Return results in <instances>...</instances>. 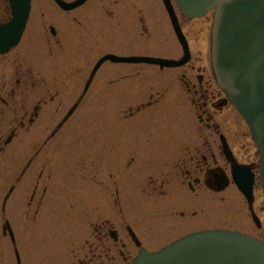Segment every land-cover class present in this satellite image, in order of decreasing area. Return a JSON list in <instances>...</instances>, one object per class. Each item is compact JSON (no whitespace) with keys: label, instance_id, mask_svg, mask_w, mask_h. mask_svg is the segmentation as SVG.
Wrapping results in <instances>:
<instances>
[{"label":"rangeland","instance_id":"obj_1","mask_svg":"<svg viewBox=\"0 0 264 264\" xmlns=\"http://www.w3.org/2000/svg\"><path fill=\"white\" fill-rule=\"evenodd\" d=\"M95 4L96 0L81 10L64 14L53 0H33L31 15L35 22L42 20L48 25L57 23V15H99L94 12ZM103 5L112 11L100 14L112 15L111 19L105 17L113 23L111 37H104L106 29L101 33L99 27L96 39L93 29L83 31L86 34L83 38L71 27L65 29L63 47L54 42L50 30L46 35L33 29L34 33L27 38L34 51H43L42 55L47 51L50 78L63 81L65 114L78 101L95 63L104 54L172 59L183 55L162 0H104ZM177 13L193 55L187 66L162 70L145 64H104L74 116L50 139L46 148L49 174L64 190L65 209L59 219L55 216L47 240L18 244L22 264L71 261L74 248L82 253L80 247L93 233V224L105 218L119 228L123 222H129L143 235L150 234L153 239L144 237V246L149 250L162 248L169 238L173 240L205 229L237 230L264 239V193L259 181L253 207L235 186L220 195L206 191L192 193L173 181L168 191L166 187L167 193L157 194L154 181L157 174L175 175L190 169V164H185L186 158L195 154L196 148L203 154L202 144L208 142L207 137L210 149L204 154L210 164L221 167L229 175L231 164L221 153L220 135L227 137L239 163L248 164L256 171L259 163L257 147L244 119L231 104L219 105L225 97L218 91L211 69L214 12L200 19L184 18L178 9ZM46 36L53 42L49 48L45 44ZM183 73H187L193 84H198L199 76H203L214 99V106L208 107L213 117L209 123L199 106L192 103L194 97L183 85ZM109 79L113 80L111 84ZM150 102L152 105L123 122L128 109L136 111L138 105ZM53 105L50 104L51 110ZM53 111L49 117L50 131L58 122ZM95 132L101 153L96 166L92 158ZM22 135V152L26 154L31 148L27 143L33 136ZM26 159L27 156L20 157L16 165L12 161L9 168L15 167L3 173L16 177ZM61 186L57 187L60 194ZM180 212H185V216L181 217ZM193 212L195 216H191ZM253 212L262 222L260 228L253 221ZM5 241L0 243V264H16L14 247ZM132 253H136V248Z\"/></svg>","mask_w":264,"mask_h":264},{"label":"flooded vegetation","instance_id":"obj_2","mask_svg":"<svg viewBox=\"0 0 264 264\" xmlns=\"http://www.w3.org/2000/svg\"><path fill=\"white\" fill-rule=\"evenodd\" d=\"M64 1L73 2L75 0ZM93 1L89 0L72 11L60 10L64 14L71 13L81 10L87 4L93 3ZM103 3L104 0H96L97 5L95 4L93 7V9L95 8L94 12L99 15H81L79 13V15H57V23L53 22L48 25L43 24L42 20L41 23L35 22L33 15H29L27 26L20 42L6 52H0V243L6 240L5 242L10 243L14 247L16 264H22L23 258L18 244L22 241L47 240L50 225L55 224V216L58 215L57 219H59V215L65 209L64 190L59 183H56V179L54 180V177L49 174L48 149L46 150V148L50 139L55 137L75 114L74 112L69 119L65 120L67 114H65V99L64 95H62L64 83L59 81V79L50 78L47 51L44 52V55L41 54L43 51L41 53L38 50L34 51L33 46L28 45L27 38L31 33H34L33 29L35 33L43 31L46 35L50 30V34L55 38L54 42L59 43V46L63 47L65 29L71 27L73 32L77 33V36L83 38L86 37L83 31L88 32L93 29L95 33L93 37L96 39L99 34V27L101 33L103 28L106 29L107 33L104 37H111L113 23L107 19L112 15L100 14H109L112 11ZM41 16L44 17L45 15ZM13 18L10 1L0 0V32L12 23ZM139 20L141 21V16H139ZM40 26H44V28L42 29ZM101 37L103 36L101 35ZM51 43L53 42L50 37L47 38L46 36L45 44L48 48ZM189 66L193 68V66ZM97 73L89 90L95 82ZM182 77L183 85L188 93L194 97L192 98V103L199 106L203 114L207 116L206 120L209 123L213 117L208 111V107L214 106V99L210 96L208 88L204 84L203 76H199L198 84L191 83L187 79V73H183ZM108 82V84H111L113 80L109 79ZM89 90L84 93V88L83 93L78 97V101L82 102ZM218 91L222 94L220 90ZM220 102V106L228 103L226 99ZM51 103H54L52 106L54 111L50 108ZM150 105H152V102L148 105L143 103L138 105L136 111L128 109L127 113L124 114L123 122L127 123L130 117L136 116L145 106ZM51 111L54 112V117L58 118V122L50 131L49 117ZM203 122L204 117L201 116V123ZM214 128L216 129V126ZM24 133L33 136L30 138L31 141L27 143L31 148H28L26 154H23L24 151L22 152L24 149L22 134ZM222 136L225 137L231 148V144L225 135H220L219 139L221 140ZM98 138L95 132L92 155L94 166L97 165L99 155H101L98 152ZM206 140L208 142L202 144L205 152L210 149L209 138L207 137ZM196 150L195 154L190 155L185 160V164H190L192 168L190 167V169L175 175L157 174V179H154L157 185V194L167 193L165 189L167 187L168 191L173 181L179 182L182 187H187L192 193L206 191L220 195L226 192L228 188L235 186L233 178L226 171L215 164H210V159L204 154V151L202 154L198 148ZM220 150L222 155H224L222 145H220ZM26 156L27 159L16 177H12L13 174L7 175L3 173L4 170L9 168L12 161L16 165L20 157ZM132 161L134 162L135 158H132ZM14 167L13 165L8 171H11ZM251 169L255 170L252 166ZM217 174H224L227 177H216ZM93 178L96 179L97 177ZM220 179H224L228 183L227 187L221 191L217 190ZM256 181L257 177H255L254 190ZM58 186H61L63 190L61 194L57 188ZM109 188L108 191H111V185ZM116 194H120L119 190L116 191ZM120 213H123V211H120ZM185 214V212H180L181 217H184ZM195 215L196 212L191 213V216ZM51 220L53 221L51 222ZM261 226L262 222L260 220L259 228ZM183 236L173 240L169 238L165 246ZM144 237L153 239L150 234L146 236L144 233L143 235L140 229L129 222H123L121 228H119L108 218L96 221L93 224V233L90 238L85 239L83 248L80 247L82 253H77L74 248L73 255H70L72 257L71 261L64 264H126L129 261L131 264L141 248L148 249V247L144 246ZM259 239L264 241L262 238ZM133 248H136V253H132Z\"/></svg>","mask_w":264,"mask_h":264},{"label":"water","instance_id":"obj_3","mask_svg":"<svg viewBox=\"0 0 264 264\" xmlns=\"http://www.w3.org/2000/svg\"><path fill=\"white\" fill-rule=\"evenodd\" d=\"M87 0L55 2L73 10ZM181 13L190 18L206 15L216 8L212 33V64L220 87L236 109L244 116L253 132L261 155V180L264 188V0H176ZM14 19L0 32V52L17 45L31 11V0H10ZM174 31L185 55L181 60L155 57H119L107 55L95 67L87 85L88 91L99 67L106 61L135 63L174 68L186 64L190 57L187 39L182 32L171 0H163ZM5 46V49H4ZM73 106L67 120L78 108ZM224 151L233 162L235 177H249L248 169L235 164L224 142ZM216 177H226L217 174ZM225 184V185H224ZM227 181L220 179L217 190H224ZM253 180L238 179V185L250 205L253 203ZM252 209V207H250ZM254 220L258 222L254 215ZM133 264H264V243L247 235L223 231H205L188 235L159 252L140 251Z\"/></svg>","mask_w":264,"mask_h":264}]
</instances>
